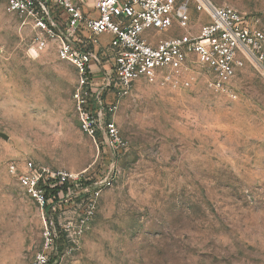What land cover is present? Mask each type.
Listing matches in <instances>:
<instances>
[{
	"label": "rangeland",
	"instance_id": "1",
	"mask_svg": "<svg viewBox=\"0 0 264 264\" xmlns=\"http://www.w3.org/2000/svg\"><path fill=\"white\" fill-rule=\"evenodd\" d=\"M211 1L264 26V0ZM208 19L192 10L188 30ZM35 34L0 0V264H264V61L240 58L235 98L194 55L188 86L139 79L120 97L96 81L91 137L75 66ZM28 160L43 208L8 169Z\"/></svg>",
	"mask_w": 264,
	"mask_h": 264
},
{
	"label": "built area",
	"instance_id": "2",
	"mask_svg": "<svg viewBox=\"0 0 264 264\" xmlns=\"http://www.w3.org/2000/svg\"><path fill=\"white\" fill-rule=\"evenodd\" d=\"M5 4L8 12L30 20L37 50L53 43L58 59L75 66L73 100L80 128L91 137L96 130L86 107L96 81L120 97L139 79L188 86L191 79L182 75L194 55L213 74L210 86L235 98L231 82L240 58L264 61V26L211 0H5ZM192 10L209 18L197 34L188 30ZM171 29L181 31L160 36ZM103 34L110 36L104 43L99 39ZM107 129L118 142L113 124ZM23 165L19 170L12 162L8 169L18 171L29 197L43 208L47 200L39 184L46 169L30 160Z\"/></svg>",
	"mask_w": 264,
	"mask_h": 264
},
{
	"label": "crops",
	"instance_id": "3",
	"mask_svg": "<svg viewBox=\"0 0 264 264\" xmlns=\"http://www.w3.org/2000/svg\"><path fill=\"white\" fill-rule=\"evenodd\" d=\"M101 36H106V37H108V39H109V37H110L108 34H103V35H101ZM101 36H100V37H101ZM99 39H100V38H99ZM108 39H107V40H108Z\"/></svg>",
	"mask_w": 264,
	"mask_h": 264
},
{
	"label": "trees",
	"instance_id": "4",
	"mask_svg": "<svg viewBox=\"0 0 264 264\" xmlns=\"http://www.w3.org/2000/svg\"><path fill=\"white\" fill-rule=\"evenodd\" d=\"M46 195V194H45ZM46 197V196H45ZM47 204H48V202H46V205L45 206H47Z\"/></svg>",
	"mask_w": 264,
	"mask_h": 264
}]
</instances>
